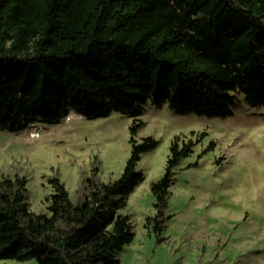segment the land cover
<instances>
[{"label": "trees", "instance_id": "16d2710c", "mask_svg": "<svg viewBox=\"0 0 264 264\" xmlns=\"http://www.w3.org/2000/svg\"><path fill=\"white\" fill-rule=\"evenodd\" d=\"M238 95L264 106V0H0L1 131L57 124L70 112L132 119L122 175L102 182L96 157L76 201L56 174L46 211L35 212L28 178L0 177V260L119 264L135 237L122 211L145 181L142 155L160 144L137 139L147 103L223 119L234 115ZM190 135L174 137L165 172L151 184L155 212L145 226L158 242L172 217L177 168L208 132Z\"/></svg>", "mask_w": 264, "mask_h": 264}, {"label": "rangeland", "instance_id": "374dc122", "mask_svg": "<svg viewBox=\"0 0 264 264\" xmlns=\"http://www.w3.org/2000/svg\"><path fill=\"white\" fill-rule=\"evenodd\" d=\"M237 97L234 115L223 119L179 115L168 105L159 109L147 103L137 139L151 136L160 144L142 155L138 168L145 181L122 211L130 215L135 237L119 252V264H264V106L251 107L243 95ZM131 123L120 113L87 120L70 112L57 124L38 122L18 133L0 130V177L26 176L35 212L46 211L53 192L49 179L56 174L76 201L81 178L90 175L96 157L102 182L122 175L131 153ZM34 129L40 137L30 136ZM192 131L208 136L177 168L167 209L172 217L158 242L145 226L146 216L155 212L151 184L165 172L174 137L187 139ZM212 140L216 148L198 159Z\"/></svg>", "mask_w": 264, "mask_h": 264}, {"label": "built area", "instance_id": "2783aa9c", "mask_svg": "<svg viewBox=\"0 0 264 264\" xmlns=\"http://www.w3.org/2000/svg\"><path fill=\"white\" fill-rule=\"evenodd\" d=\"M69 119H70V117H69ZM40 131L38 130V129H34V130H32L31 131V133H30V136L32 137V138H38V137H40Z\"/></svg>", "mask_w": 264, "mask_h": 264}]
</instances>
